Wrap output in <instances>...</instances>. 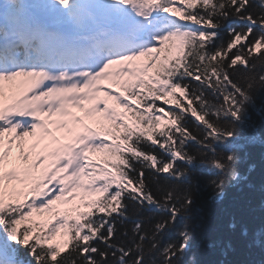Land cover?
Returning <instances> with one entry per match:
<instances>
[{"label": "snow or ice", "instance_id": "6c2138e0", "mask_svg": "<svg viewBox=\"0 0 264 264\" xmlns=\"http://www.w3.org/2000/svg\"><path fill=\"white\" fill-rule=\"evenodd\" d=\"M258 67L264 0H0V264H205L197 199L254 187ZM238 245L264 216L222 207L209 264H264Z\"/></svg>", "mask_w": 264, "mask_h": 264}, {"label": "trees", "instance_id": "16d2710c", "mask_svg": "<svg viewBox=\"0 0 264 264\" xmlns=\"http://www.w3.org/2000/svg\"><path fill=\"white\" fill-rule=\"evenodd\" d=\"M221 38L224 41H227L229 38L227 34V26L221 33ZM261 72H264V69L258 67L257 74H260ZM243 75H246V73L241 70L236 74L235 78L240 79ZM256 106L257 109L264 107V90L257 91ZM250 116L258 126L264 125V113L258 112L256 109H250ZM261 130H264V128ZM251 162L256 165L254 173L251 174V183L254 186L252 189L245 188L243 192L239 190L229 192L228 199L225 201L223 206L210 202L205 194H202L195 203L192 222L196 228L197 242L194 247V252L202 261L205 262V264H209V262L218 258L216 253L206 248V240L207 238L215 235L218 227L221 225L222 207L230 209L243 208L244 219L249 222L258 221L261 216H264V212L261 211L260 207L262 198L260 188L264 185V146L254 145L252 147ZM161 182L163 183L164 181L162 180ZM139 215L144 218L151 217L159 219L161 214L152 209L144 210L140 212ZM133 218L135 219L137 217L134 216ZM227 222V217H224L223 224L226 225ZM132 227L133 224L131 222L125 224L120 229L118 239H128L123 236V231L127 229L130 237ZM229 258L232 260L247 259L259 262L261 259H264V255H262L258 250L249 251L238 245L237 252Z\"/></svg>", "mask_w": 264, "mask_h": 264}]
</instances>
